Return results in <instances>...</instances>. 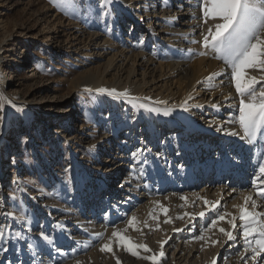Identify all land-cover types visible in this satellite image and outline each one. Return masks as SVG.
Returning <instances> with one entry per match:
<instances>
[{"label":"bare ground","instance_id":"1","mask_svg":"<svg viewBox=\"0 0 264 264\" xmlns=\"http://www.w3.org/2000/svg\"><path fill=\"white\" fill-rule=\"evenodd\" d=\"M125 4L129 6L125 7ZM181 4L184 8L178 10L177 6ZM112 10L115 21L111 23V28L116 27L115 32L106 29L105 23L98 17L97 6L85 3L73 22L74 36H77L76 45H72L73 51H67L66 57L62 59L65 55L61 48L54 51V56L47 49L48 59L53 60L57 70L61 63L66 68L79 70L85 69L89 63H97L92 69L80 71L92 73L91 79L82 84L87 90L95 92L103 87L123 92L127 89L128 96L102 95L112 106L115 99L121 111L126 109L123 105L137 109L140 104H146L160 109V112L144 111V115H141L136 111L129 118L120 116L116 121L117 132L114 136L110 137L106 133L95 142L90 140L84 148L90 155H95V169L83 165V161L77 159L72 151L75 169L65 174L64 184L67 186L60 194L62 200L59 202L54 200L53 194L59 188L60 181L54 175H49L55 163L52 157L44 156L45 165L52 167L49 172H42L47 173L44 177L46 188L38 194L40 202L33 195L30 196L31 207L40 221L39 228H31V223L23 215L4 206L2 222L7 223V229L8 226L12 229L6 232L5 248L11 249L13 240L18 246L25 241L14 236V232L20 231L24 238L27 236L35 244L38 242L31 249L32 255L44 256L49 264H76V261H80V264H116L117 258L121 264H152L150 260L134 257L124 251L115 238V255L100 251L112 231L118 229L133 242L146 243L154 253L161 250L158 242L167 240L160 264H212L214 259L216 264H264V260L252 261L250 252L244 254L245 245L241 235L243 222L239 219V209L233 207L243 205L245 195H252L260 205L254 211L264 213V205L252 186L254 177L259 175V165L264 163V128L253 142L241 138L243 131L236 122L240 97L231 80V70L222 59L216 58L211 47H204L201 37L202 33L206 34V27L219 21L210 20L205 26L196 0H123L122 3H115ZM194 15L196 18H193ZM0 27H6L1 19ZM62 32L65 33L66 29ZM70 35L67 33L63 37L68 38ZM140 37L145 39L138 46ZM3 42L0 41V50ZM201 52L206 55H200ZM2 58L0 54V67ZM20 65L21 61L14 59L13 64L7 67L13 71ZM213 73L217 75L209 81L207 77ZM248 73L258 78L264 74L253 69H249ZM9 85V74L2 75L0 143L3 140L6 143L12 141H9L8 133H30L34 118L40 121L39 124L45 125L48 117L47 111L37 103L8 93ZM260 86L257 85L258 88ZM185 101L188 111L180 107ZM213 104L218 107H212ZM17 108L23 111L18 112ZM165 110H171V114L165 116ZM71 112L70 109L68 114ZM71 121L55 126L57 138L65 139L63 132L75 126ZM81 123L78 126L84 132L86 127ZM217 128L223 130L217 131ZM43 132L46 133L42 138L47 139L48 132ZM228 132H237L239 135H229ZM141 138L151 149L147 153L149 162L144 165L146 174L143 177L136 174L140 170L139 165L133 171L132 165L136 161L131 156L141 146ZM12 145L0 148V156L4 158ZM91 145L96 146L92 151L89 150ZM2 164H5L4 160ZM11 165L17 167V173L13 174L16 177L19 173L18 164L12 161ZM91 171H94L93 176ZM130 172L133 174L130 175ZM0 177L2 206L6 197L1 188L5 180L1 167ZM120 184H124V187L121 188ZM181 196L187 197V201L181 200ZM12 197L10 194L8 205L18 201L16 195L14 199ZM205 199L209 201L207 205L204 204ZM157 202L169 208L168 216L173 223H163L165 216ZM213 203L216 204L215 209ZM248 207L253 210L250 204ZM201 211L205 212L204 217L197 215L191 221L188 216L176 219L185 212ZM225 211L237 217L236 224L239 227L232 230L226 221H220L218 227L232 230L237 236L236 240L227 241L216 229L204 232L210 240L219 241L215 246L210 241L195 239L218 213ZM9 212L13 215H6ZM149 213L158 216V220H153ZM132 215L138 218L135 228L141 231L127 226V219ZM157 223L159 229L156 228ZM41 227L55 238L53 245L40 239L38 233ZM174 228L182 231H173ZM170 250L172 253L167 256ZM4 252L1 249L0 255L3 256ZM151 254L140 250L141 256Z\"/></svg>","mask_w":264,"mask_h":264},{"label":"rangeland","instance_id":"2","mask_svg":"<svg viewBox=\"0 0 264 264\" xmlns=\"http://www.w3.org/2000/svg\"><path fill=\"white\" fill-rule=\"evenodd\" d=\"M75 2L76 7L72 8L63 6L62 0H0V19L6 24L5 28L0 27V41H4L0 50L3 57L0 78L8 73L10 85L7 92L22 96L29 102L37 103L40 108L47 111L48 115L45 125L39 124L40 121L34 118L30 133L21 131L11 135L13 133L11 132L8 133L10 134L8 139L12 141L6 143L3 140L0 143V148L13 143L12 149L6 156L4 158L0 156V167L5 175L1 188L4 191V197H6L5 204L2 206L0 204V227L4 224L5 234L12 229L10 226L7 229L5 227L7 223L2 222L4 206L23 215L27 220L30 218L31 228H39L40 221L31 207L30 196L33 195L35 200L40 202L38 194H41L46 188L44 177L47 173L42 172H49L52 167L45 165L44 156L52 157V161L55 163L49 175H54L60 181L59 188L53 194L54 200L59 202L60 194L67 186L64 184L65 169L69 166H71V170L75 169L71 152H75L76 158H80L83 165L95 169L96 159L95 157L93 159L95 155H90L84 148L90 143V140L95 142L106 133H109L110 137L114 136L117 132L116 121L120 116L126 115L129 118L136 111L144 115L145 110L142 108L124 106L121 102L123 108L126 107L121 111L117 105L119 103L115 99L112 101L113 104L115 103L112 106L101 93L87 91L85 85L82 84L91 79L92 73L81 72L94 68L97 63H89L85 69L81 70L74 67L66 68L65 64L61 63L60 69L57 70L53 60L49 61L48 50H51L54 56V51L61 48L65 55L62 59L66 57L67 51H73L72 45L77 43L73 22L77 19L78 12L83 5L86 3L98 7L97 0H75ZM54 17L57 19L55 20ZM62 28H65L66 32L68 30L67 33H71L68 38L63 37L67 33H63ZM115 28L112 27L114 32ZM20 56L21 58H18ZM14 59L21 61V65L12 71L7 66L13 64ZM72 104L74 107H71ZM70 109L72 112L68 114ZM67 120L69 122L72 120L71 124H75V126L73 125L71 130L63 132L65 139L57 138L54 133L55 126L64 124ZM18 121L20 126V120ZM81 121V124L86 127L84 132L78 126ZM43 131L48 132L47 139L42 138L46 133ZM76 139H80L81 143ZM13 159L19 168L17 178L15 175L13 176L17 173V167L11 165ZM3 160L5 164H2ZM93 175L94 171H91V176ZM14 179L17 181L16 183H13ZM10 194L16 195L18 201L8 205ZM110 214L112 215L113 212ZM24 239L25 241L19 246L16 240L12 241L13 247L4 252L5 256L4 254L0 255V264H49L44 256L34 257L31 249L27 247L28 243L36 247L38 242L35 244V241L28 240L27 236ZM5 242L6 240L1 243L0 251L6 247ZM171 253L172 250L167 251V256H170ZM179 255L180 253L176 257Z\"/></svg>","mask_w":264,"mask_h":264},{"label":"snow or ice","instance_id":"3","mask_svg":"<svg viewBox=\"0 0 264 264\" xmlns=\"http://www.w3.org/2000/svg\"><path fill=\"white\" fill-rule=\"evenodd\" d=\"M98 2V17L102 22L105 23L106 29L111 32V23H114L115 17L113 14L112 6L115 3H122L123 0H97ZM197 7L202 11V21L205 26L208 25L209 21H219L211 27H206V34L202 33L201 37L205 48L211 47L216 53L217 59H222L224 64L231 70V80L234 82L236 93L239 94V115L236 118V122L239 123L240 128L243 131L242 139H247L249 142L256 140L257 135L261 133V129L264 128V74L257 76L250 75L249 69L258 70L264 73V0H196ZM63 6L75 8V0H62ZM125 7L129 5L125 4ZM167 6V4H165ZM178 10H183L184 5H178ZM193 18H196L195 15ZM144 37L138 39V46L144 43ZM197 43V41H192ZM200 55H206L205 52H201ZM217 74L213 73L212 76L207 77L211 81ZM257 85H261L259 88ZM87 91H92L88 89ZM101 94H107L109 96H128V90L125 89L123 92H117L115 88H98L95 90ZM191 98V97H190ZM164 103V102H160ZM140 108L148 112L158 113L160 109L149 107L146 104H140ZM185 111H188L187 101L180 105ZM212 107L216 108L218 105L213 104ZM18 112H22L23 109L17 108ZM165 116L171 114V110H165L163 113ZM223 129L217 128V131ZM229 135H239L237 132H228ZM140 147H137L135 151L131 153V156L136 161L132 165L133 171H135L137 165L140 166V170L137 175L143 177L146 174L144 165L148 164L147 153L151 152V149L146 146V141L141 138ZM95 145L90 146V151L95 149ZM159 156V153H157ZM13 163L15 160L13 159ZM181 167H183L181 165ZM71 170V166L65 169L68 173ZM259 175L255 176L252 182V186L256 189V196L260 197L261 204L264 205V163H261L258 168ZM133 173L130 172V175ZM17 181L14 179L13 183ZM259 182V183H258ZM123 188L124 184H120ZM14 199V195L12 197ZM181 200L187 201V197L181 196ZM159 204V202H157ZM209 201L204 200V204L207 205ZM251 205L249 210L248 205ZM260 205L257 204V200L252 195L244 196L243 205H233L239 209V219L243 222L241 235L244 240L245 247L243 252L247 255L251 253L250 259L252 261L264 260V213L254 211ZM165 219L163 223L171 224L173 220L168 216L169 208L163 204H159ZM183 207V206H182ZM213 209L216 208V204L213 203ZM8 216H12V213H6ZM153 220H158V216L149 213ZM204 217L205 212L189 213L185 212L181 216H177L176 219H183L184 216H188L190 221L195 219L196 216ZM107 216V213H105ZM236 216L225 211L218 213L215 219H212L210 224L202 229L201 234L196 236L195 239L200 241H210L215 246L219 243L218 240H210L204 235V232L213 229L218 230L227 238V241H234L237 236L233 234L232 230L237 229L239 226L236 224ZM220 221H226L232 230L218 227ZM28 223H31L30 218ZM138 223V218L132 215L127 219V226L134 228L136 231H141L139 228H135ZM146 227H149L147 222H144ZM57 227H61L57 225ZM156 228L159 229L160 225L157 223ZM125 232L127 229L124 230ZM173 231H182L180 228H174ZM5 230L0 227V242L5 241ZM102 236V234H97ZM14 236L17 239H24V235L20 231L14 232ZM38 236L42 241L48 245H53L55 238L49 235L43 228L38 233ZM113 238L115 242L124 250L129 252L132 256L150 260L152 264H160V260L164 257L163 248L168 242L167 240L160 241V251L154 253L153 250L146 244L133 242L129 237L122 234L120 230L114 229L109 237L108 242L104 243L100 247L101 252L115 253L113 252ZM29 249L33 248L31 243L27 244ZM145 253H152L151 255H140V250ZM3 251H7V248H3ZM59 252L60 250L57 249ZM243 259V256L241 257ZM76 264H80V261H76ZM116 264H121L119 258H117ZM212 264H216L215 259Z\"/></svg>","mask_w":264,"mask_h":264}]
</instances>
